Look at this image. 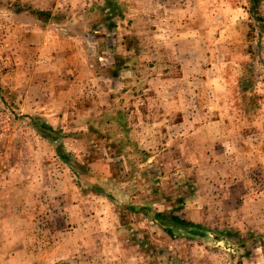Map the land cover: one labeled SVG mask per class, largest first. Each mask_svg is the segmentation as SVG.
I'll return each mask as SVG.
<instances>
[{"label":"rangeland","instance_id":"1","mask_svg":"<svg viewBox=\"0 0 264 264\" xmlns=\"http://www.w3.org/2000/svg\"><path fill=\"white\" fill-rule=\"evenodd\" d=\"M102 1L0 0V264H101L119 242L141 243L146 264H264V33L246 0H114L105 23L91 10ZM30 117L69 133L104 192ZM155 211L245 244L171 236Z\"/></svg>","mask_w":264,"mask_h":264},{"label":"trees","instance_id":"2","mask_svg":"<svg viewBox=\"0 0 264 264\" xmlns=\"http://www.w3.org/2000/svg\"><path fill=\"white\" fill-rule=\"evenodd\" d=\"M246 2V10L250 19L255 21L257 24L256 27L260 31V34H263L264 16L260 13L259 9L261 1L246 0ZM91 7V10L95 13V16H98V22L102 23H105L106 20L111 19V15L118 16L121 14L119 9L120 6L114 0L95 2L91 5ZM16 12H25L31 14L35 21H38L43 25L50 22L51 19H54L53 13L50 10L35 9L32 7H28V9H26L20 5L17 7ZM123 42L127 49H131L134 47V42L136 41L134 38H128V36H126L123 39ZM121 66L122 65L120 62H113V76H117L119 74ZM241 69L243 70L242 76L240 77L242 84L246 82V79L253 78L255 76L253 67L250 63H243ZM247 89L248 87L243 85V93H245ZM30 126L37 135L49 141L54 146L56 156L59 158V160L67 165L74 174L81 176L82 179L88 183V186L91 187L92 191L97 193L104 192L103 183L105 180H107V177L96 173L92 169L90 166L91 160L87 158L80 159L73 151H70L66 148L65 141L70 136L69 133H65L60 128L54 127L53 124L42 121L35 117H30ZM78 183H80V180ZM127 208L130 210H136V207L134 206H128ZM152 220L163 227L165 231L171 236L175 235L176 232H178V234L179 232H186L191 235H200L203 233L212 232L215 234L216 238L220 240H231L233 236H238L239 242H241L239 244H245V238L242 237L241 233L238 231H234L233 229L212 230L202 223L194 222L192 220L186 219L182 215L172 212L155 211L153 213ZM138 244L141 246V243ZM262 246L264 249V243H262Z\"/></svg>","mask_w":264,"mask_h":264},{"label":"crops","instance_id":"3","mask_svg":"<svg viewBox=\"0 0 264 264\" xmlns=\"http://www.w3.org/2000/svg\"><path fill=\"white\" fill-rule=\"evenodd\" d=\"M127 246L122 242L116 246L115 250L106 251V249L98 250L99 257L101 258V264H146V258L140 252L138 244L134 246V251L128 252ZM104 248H106L104 246Z\"/></svg>","mask_w":264,"mask_h":264}]
</instances>
